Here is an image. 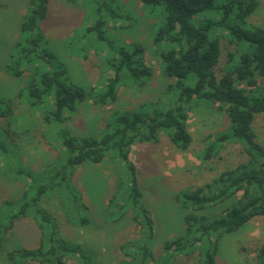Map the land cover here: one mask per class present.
<instances>
[{
	"label": "trees",
	"instance_id": "16d2710c",
	"mask_svg": "<svg viewBox=\"0 0 264 264\" xmlns=\"http://www.w3.org/2000/svg\"><path fill=\"white\" fill-rule=\"evenodd\" d=\"M67 1L72 6L80 4L89 10L92 13L89 18L95 17L94 24L86 28L85 34H94L97 42L105 40L107 18L121 19L120 7L115 0ZM139 1L150 16L156 14L161 18L155 43L165 46L160 59L164 65L163 74L169 81L167 90L177 93L175 101L167 109L151 102L141 104L136 110L115 112L113 122L107 124L99 137L75 138L64 130L59 131L60 146L66 151L67 160L53 173L49 172L51 166L48 168L49 185L42 184L41 177L25 167L13 170V180L23 184L24 189L16 201L0 203V248L14 225L28 218L33 220L39 232V244L35 249L8 252L7 259L11 264H66L68 258H75L79 264H95L78 245L60 236L54 218L41 205L48 191L62 190L61 206L67 219L74 227H87L89 220L85 216L81 214L75 219L66 209L65 201L69 199L66 194L78 212H85L86 205L79 203L71 185L73 176L85 161L99 164L109 151L116 152L127 169L128 195L121 206L118 199H111L109 211L104 212L112 216L110 208L118 209L114 222L122 218L128 208L134 209L133 219L143 235L139 240L120 246L125 260L118 264H150L159 263L158 260L167 264L177 255L195 252L200 257L197 264H216L218 245L225 235L241 229L254 218H264V147L252 131L255 115L264 114V29L247 21L256 12L259 0ZM49 2L28 0L27 15L5 64L6 72L12 78L29 75L26 88L29 97L47 108L44 124L68 122L78 104L87 99L99 106L113 104L123 79L139 88L151 80L153 72L145 64L144 48L133 43L116 51L109 61L108 67L114 76L104 89L87 93L70 82L65 66L48 49L41 25L47 17ZM201 14H215L218 18L195 25L194 18ZM218 30L224 31L228 43L235 47L233 52L227 53L225 73L220 78L216 75L221 58ZM194 101L207 107L217 106L224 110L228 119L226 129L212 136L213 141L202 151L203 160H211L219 147L230 143L240 144L246 158L200 188L175 196V201L185 210L184 233L165 241L163 256L154 261L150 250L154 223L140 204L142 194L137 183V170L129 154L133 146L157 143L161 133L167 134L178 150L187 151L192 142L187 121ZM12 107L10 99L0 98V118L8 119ZM7 133V130H1L0 135ZM5 152L6 141L0 136V164ZM225 204L220 213L210 217L200 213L206 208ZM257 259L264 264V245L258 249Z\"/></svg>",
	"mask_w": 264,
	"mask_h": 264
},
{
	"label": "rangeland",
	"instance_id": "374dc122",
	"mask_svg": "<svg viewBox=\"0 0 264 264\" xmlns=\"http://www.w3.org/2000/svg\"><path fill=\"white\" fill-rule=\"evenodd\" d=\"M115 2L120 7L118 14L121 19L107 18L105 40L97 42L94 34H85L86 28L94 24L95 17L89 18L92 14L89 10L80 4L72 6L67 0H50L47 17L41 24L47 47L65 66L69 81L84 88L87 93L105 88L107 81L114 76L108 67L109 61L116 51L133 43L144 48L145 64L153 72L151 80L139 88L123 79L117 87V100L113 104L99 106L87 99L78 104L76 113L68 122H51L47 125L44 124L47 108L37 104L27 93L29 75L26 73L15 79L5 69L18 40L20 25L28 12V0H0V98L10 99L13 106L8 119L0 118V133L1 130L8 131L6 135H0L6 141V152L2 154L3 162L0 164V203L16 201L24 189L23 184L13 180L15 169L25 167L38 174L42 184L49 185L48 168L51 166L49 172L53 173L67 160V153L60 146L59 131L64 130L75 138L99 137L107 124L113 122L115 112L136 110L141 104L151 102L166 109L173 105L177 93L167 90L169 81L163 74L164 65L160 59L165 46L155 43L161 18L156 14L150 16L139 0ZM216 18L215 14H201L194 18V24ZM247 21L252 26L264 29V0L258 1L256 12ZM216 34L221 45V58L216 70L220 78L225 73L227 53L233 52L235 47L228 43L224 31L218 30ZM84 55L86 58H83ZM227 126L224 110L217 109V106L199 105L194 101L187 121V129L192 137L187 151L178 150L165 133L160 134L157 143L132 147L129 159L137 170V183L142 194L140 204L154 223V239L150 245L154 261L163 256L162 245L165 241L184 233L185 210L175 201V196L182 191L200 188L223 170L245 160L243 147L234 143L219 147L211 160H203L202 151L213 141L212 136L223 132ZM252 131L257 142L264 147L263 113L255 115ZM71 185L79 203L85 204L87 209L83 213L78 212L68 194L66 209L72 212L75 219L85 216L89 225L72 226L61 206L60 193L63 191H48L41 208L52 215L60 236L78 245L93 258L95 264H118L125 260L120 246L139 240L143 235L141 227L133 219L134 209L128 208L123 217L114 222L118 209L110 208L112 216L109 212L105 213L109 211L111 199H118L121 206L128 195V172L117 153L109 151L99 164L85 161L76 169ZM224 207L226 204L206 208L200 213L210 217L220 213ZM35 230L31 218L16 223L2 242L0 264H11L7 259L10 251L35 249L39 244V234ZM263 245L264 218H254L220 240L215 263L260 264L257 252ZM199 260L198 252H195L177 255L167 264H197ZM158 262L150 264H161ZM66 264L79 263L75 258H68Z\"/></svg>",
	"mask_w": 264,
	"mask_h": 264
},
{
	"label": "crops",
	"instance_id": "0c3cea01",
	"mask_svg": "<svg viewBox=\"0 0 264 264\" xmlns=\"http://www.w3.org/2000/svg\"><path fill=\"white\" fill-rule=\"evenodd\" d=\"M134 148V147H133ZM35 232L37 233V234H39V232L37 231V230H35Z\"/></svg>",
	"mask_w": 264,
	"mask_h": 264
}]
</instances>
